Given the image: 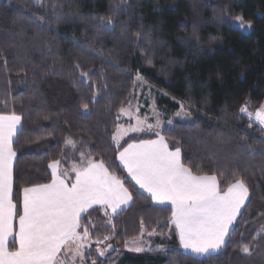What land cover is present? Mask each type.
<instances>
[{
    "label": "trees",
    "instance_id": "16d2710c",
    "mask_svg": "<svg viewBox=\"0 0 264 264\" xmlns=\"http://www.w3.org/2000/svg\"><path fill=\"white\" fill-rule=\"evenodd\" d=\"M58 3L56 11L64 18L59 24L50 6L0 0V114L15 111L22 116V131L13 144L14 202L19 203L24 187L51 182L48 164L53 160H61V171L68 170L70 164L79 163L81 152L103 159L111 170L126 176L111 134L119 108L132 101L139 72L162 94L159 106L170 112L178 110L177 101L192 106L191 121H175L161 131L169 147L174 149L179 138L184 162L194 172L220 173L222 188L242 174L251 202L238 217L229 246L213 260L126 251L124 242L140 236L141 220L145 232L154 229L155 240L166 250L179 248L174 227L168 223L170 206L161 211L144 194L134 196L131 206L114 217V232L104 224L99 209L84 214L82 224L91 220L97 225L86 252L98 264H264V242L251 257L240 252L241 241L247 243L264 223V217L257 215L264 210V130L254 123L249 127V120L239 115L245 102L250 110L264 104V0H128V10L117 13V26L109 33L98 32L93 25L100 16L111 15L110 5L120 0ZM21 15L33 20L48 16L44 23L51 31L38 33L35 24L20 19ZM237 16L251 22L249 34L232 25ZM137 32L141 33L138 43ZM77 62L93 70L100 85H107L99 103L90 106L87 119L79 105L92 93L85 91L86 85L74 84L78 73L72 69ZM109 105L111 111L106 112ZM66 137L76 141V149L66 148ZM156 138L134 136L121 144ZM240 145L251 154H241ZM126 186L139 192L129 179ZM110 233L104 246L115 245L118 251L98 256L96 240L103 241Z\"/></svg>",
    "mask_w": 264,
    "mask_h": 264
},
{
    "label": "snow or ice",
    "instance_id": "6c2138e0",
    "mask_svg": "<svg viewBox=\"0 0 264 264\" xmlns=\"http://www.w3.org/2000/svg\"><path fill=\"white\" fill-rule=\"evenodd\" d=\"M32 4L45 9L50 6L55 22L59 24L63 21L64 18L56 11L60 7L58 0H50V4L46 0H32ZM110 7L112 14L100 16L99 23L93 25L98 32L109 33L115 30V17L117 13L128 10V0H120V3ZM19 18L35 24L38 33L51 31L44 23L49 19L48 16H37L35 20L23 15ZM235 23L245 31L252 28L251 22L246 23L242 16H237ZM135 37L138 43L141 33H135ZM148 63H151L150 59ZM72 71L78 73L74 84L86 85L85 91L90 90L92 93L90 100L82 99L79 105L80 114L87 119L91 115L90 106L99 103L101 91L106 90L107 85H100L93 79L95 72L85 70L78 62ZM137 82L140 86L145 83L139 72L133 81L134 87ZM177 103L179 110L175 116L191 121L194 115L192 106H186L181 101ZM132 109L130 102L127 106L122 105L117 119L127 116L135 119V124L126 128L117 124L111 134V140L116 146V159L126 176L111 170L103 159L97 160L81 152L80 165L74 164L71 169L74 178L67 170L61 171V160H53L48 164L51 182L24 187L19 203L13 200V169L17 156L13 144L22 131V116L15 111L0 114V264H88V260L91 264H98L86 252L91 246L92 231L97 225L91 220L82 224L83 214L94 206H100L107 217L104 224L111 225L114 232V217L131 206L134 196L143 193L147 194L146 198H150L154 205L161 206V211H166L170 206L168 223L174 227L179 248L166 250L164 247H145L141 239L145 231L141 220L140 236L124 242L127 251H156L171 257L190 259L195 256L203 260H213L223 254V250L229 246L233 225L251 202L247 180L237 173L234 180L222 188L220 173L194 172L193 167L184 162L186 157L182 155V141L177 138L175 148L171 149L159 131H155L156 139L127 143L124 147L121 144L124 136L144 131L145 128L154 131L161 124L159 113H155L156 123L152 124L147 118L140 119ZM110 111L109 105L106 112ZM239 115L247 116L249 127L255 123L264 130V104L250 110L245 102L239 108ZM168 124L172 125L173 120H168ZM64 144L66 148L76 149V141L71 137H66ZM240 151L244 155L251 154L244 151V145H240ZM129 178L140 192H134L126 186ZM257 215L264 217V210H258ZM147 234L153 236L157 233L153 229ZM110 238L111 233L104 236L103 241L96 240L95 251L98 256L103 257L112 247L111 244L103 248L99 246ZM261 242H264V223L247 243L241 241L240 252L251 257L254 250L261 247Z\"/></svg>",
    "mask_w": 264,
    "mask_h": 264
},
{
    "label": "rangeland",
    "instance_id": "374dc122",
    "mask_svg": "<svg viewBox=\"0 0 264 264\" xmlns=\"http://www.w3.org/2000/svg\"><path fill=\"white\" fill-rule=\"evenodd\" d=\"M232 25L238 29L240 32L244 33V34H249L252 30L249 29L247 31L239 28L236 23L235 20L232 22ZM163 97L161 93H159L157 90H155L153 87H151L150 85H148L146 82L143 84V86H140L139 83L137 82V85L135 87H133L132 90V101H131V105L133 106V112L139 116L140 119H145L147 118V121L149 123L155 124L156 123V116L155 113H159V119L161 121L160 127L154 131H148L147 128H145L144 131L141 132H135V133H129L128 135L124 136L123 139L121 140V143L130 138V137H134V136H143V135H155V131H159L161 133V131L165 128H170L172 125L168 124V120H173V122L175 121H181V122H186L189 120H182L178 117L175 116V113L179 110V104H178V110L175 112H170L168 109L159 106L158 104V100L159 98ZM139 108V111L136 112V108ZM153 109H155V112L153 111ZM245 117L247 118V116L245 115ZM248 119V118H247ZM118 124L123 125L125 128L128 127L130 124H135V119H129V117L127 116H121L119 119H117ZM255 124V123H254ZM258 126V125H257ZM156 136V135H155ZM115 145V144H114ZM80 165V158H79V163H73L70 164L69 168H68V172L70 173L71 177L74 178V174L71 172L72 166L73 165ZM93 208H97L99 209L102 217L104 218V220L107 219V217L104 216L103 214V209L100 208V206H94ZM92 208V209H93ZM92 209H89L88 212ZM86 214V213H85ZM142 241H144V246L148 247L149 245L153 248V249H157L158 247H162L156 240L154 235L153 236H148L147 232L144 231V235L141 237ZM91 246L88 248L90 249L92 247ZM96 245V244H95ZM104 243H101L99 246L101 248L105 247ZM97 247V245H96ZM86 249V251L88 250ZM96 250V249H95ZM126 250V249H125ZM112 251H118V248L115 245H112L111 248H109L107 250V252L105 253V255H107L108 253L112 252ZM127 251V250H126ZM96 252V251H95ZM152 252H156V251H152ZM135 253V252H132ZM139 254V253H136Z\"/></svg>",
    "mask_w": 264,
    "mask_h": 264
},
{
    "label": "crops",
    "instance_id": "0c3cea01",
    "mask_svg": "<svg viewBox=\"0 0 264 264\" xmlns=\"http://www.w3.org/2000/svg\"><path fill=\"white\" fill-rule=\"evenodd\" d=\"M15 160H16V158H15ZM15 160H14V164H15ZM119 162V161H118ZM48 171H49V174H50V176H51V169H49L48 168ZM126 174V173H125ZM127 175V174H126ZM129 180H130V178H129ZM131 181V180H130ZM133 183V182H132ZM134 185V184H133ZM135 186V185H134ZM139 192H140V190L138 189V188H136ZM146 197H147V194L146 193H143ZM150 199V198H149ZM84 215V214H83ZM238 219V218H237ZM235 225V224H234ZM234 225H233V227H234ZM191 255V254H190ZM192 258H195V259H202V258H198V257H195V256H191Z\"/></svg>",
    "mask_w": 264,
    "mask_h": 264
}]
</instances>
